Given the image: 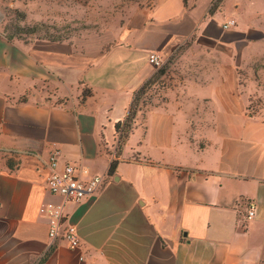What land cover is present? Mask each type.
I'll return each mask as SVG.
<instances>
[{
	"label": "crops",
	"instance_id": "1",
	"mask_svg": "<svg viewBox=\"0 0 264 264\" xmlns=\"http://www.w3.org/2000/svg\"><path fill=\"white\" fill-rule=\"evenodd\" d=\"M14 1L24 0H0V264H263L258 3L248 14L245 94L238 78L218 75V60L213 71L212 62L209 69L183 62L181 76L158 89L155 104L138 110L118 154L116 125L147 84H158L151 53L166 60L195 38V50L212 54L218 41L243 34L224 30L227 22L220 27L218 5L210 13L216 0H146L113 39L10 40L3 11ZM257 99L263 104L248 108ZM53 149L61 166L80 165L106 179L94 196L66 204L78 250L52 241L40 214L44 203L62 201L46 187Z\"/></svg>",
	"mask_w": 264,
	"mask_h": 264
},
{
	"label": "rangeland",
	"instance_id": "2",
	"mask_svg": "<svg viewBox=\"0 0 264 264\" xmlns=\"http://www.w3.org/2000/svg\"><path fill=\"white\" fill-rule=\"evenodd\" d=\"M146 0H24L8 5L3 11L2 30L9 38L30 42L35 40L83 41L95 36H107L113 39L124 24V19L136 6H145ZM264 11V0H218V19L220 27L228 21H234L231 33H242L236 41L223 38L218 41V52L206 54L193 48L194 39L185 42L176 53L164 60L152 87L147 84L137 96L132 106V113L139 109L146 110L155 104V95L159 90L171 85L180 75L183 62L185 65L203 66L218 60V75L222 80L235 76L240 86L238 91L246 92L248 80V60L246 29L248 14L253 10V3ZM3 8V4H0ZM224 31V30H223ZM225 35V34H224ZM218 54V57L215 56ZM262 55V53H261ZM222 63V64H219ZM216 65L210 68L214 70ZM232 70L233 73L227 72ZM157 90V91H156ZM156 91L157 93H154ZM263 100L257 99L248 108L261 106ZM256 109V108H255Z\"/></svg>",
	"mask_w": 264,
	"mask_h": 264
},
{
	"label": "built area",
	"instance_id": "3",
	"mask_svg": "<svg viewBox=\"0 0 264 264\" xmlns=\"http://www.w3.org/2000/svg\"><path fill=\"white\" fill-rule=\"evenodd\" d=\"M235 26L234 21H228L224 30H229ZM148 63L160 70L164 66L162 56L153 52L148 57ZM61 152L53 149L50 155V173L47 176V190L54 196L61 197V202L44 203L40 208V214L44 216L49 224V238L52 241L62 239L66 241L70 248L78 250L80 248V236L77 227L66 221V204H78L94 196L104 185L105 177L93 176L90 171L80 165L60 164ZM248 219L255 216L254 203L249 204Z\"/></svg>",
	"mask_w": 264,
	"mask_h": 264
},
{
	"label": "trees",
	"instance_id": "4",
	"mask_svg": "<svg viewBox=\"0 0 264 264\" xmlns=\"http://www.w3.org/2000/svg\"><path fill=\"white\" fill-rule=\"evenodd\" d=\"M187 1L188 0H184V3L187 4ZM217 5H218V0H216V2H214V5H213L210 13H213L215 11ZM9 39L14 40L13 38H9ZM56 42H58V41H56ZM133 104H132V106H133ZM131 110H132V107L128 113L126 120L124 122L118 123L116 125V130L118 133V154H120V152L122 151L123 147L126 145L127 140L129 139L130 135L132 134V132L134 130V120L136 118V114L138 111H136L135 113H132ZM117 164H118L117 161H113L111 163V166L109 169V175L110 176H113L115 174Z\"/></svg>",
	"mask_w": 264,
	"mask_h": 264
}]
</instances>
